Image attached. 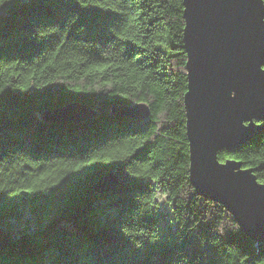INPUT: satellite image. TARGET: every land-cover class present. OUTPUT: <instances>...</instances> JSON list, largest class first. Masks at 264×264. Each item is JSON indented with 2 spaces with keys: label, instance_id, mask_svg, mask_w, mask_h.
<instances>
[{
  "label": "trees",
  "instance_id": "obj_1",
  "mask_svg": "<svg viewBox=\"0 0 264 264\" xmlns=\"http://www.w3.org/2000/svg\"><path fill=\"white\" fill-rule=\"evenodd\" d=\"M183 27L182 0L0 4V264H264V242L189 180ZM74 100L95 115L40 117ZM136 103L146 118L113 110ZM217 157L264 183V130ZM109 170L119 183L95 192ZM21 206L30 223L5 225Z\"/></svg>",
  "mask_w": 264,
  "mask_h": 264
},
{
  "label": "water",
  "instance_id": "obj_2",
  "mask_svg": "<svg viewBox=\"0 0 264 264\" xmlns=\"http://www.w3.org/2000/svg\"><path fill=\"white\" fill-rule=\"evenodd\" d=\"M182 5L189 180L198 194L222 204L244 234L264 242V183L240 161L217 158L220 149L237 147L264 130V123L254 121H264V0H182ZM113 110L149 115L144 103ZM93 115L95 110L74 100L40 117L78 121ZM118 183L111 170L93 189L107 192Z\"/></svg>",
  "mask_w": 264,
  "mask_h": 264
},
{
  "label": "rangeland",
  "instance_id": "obj_3",
  "mask_svg": "<svg viewBox=\"0 0 264 264\" xmlns=\"http://www.w3.org/2000/svg\"><path fill=\"white\" fill-rule=\"evenodd\" d=\"M109 171H111V170H109ZM112 171H114V170H112ZM97 193H99V192H97ZM101 193H104V192H101ZM101 193H99V194H101ZM156 199H157L158 212H160L162 214V216H160L162 225L164 227L172 225L173 222H172L171 205L169 204V201L166 199V193H164L160 188L157 189ZM12 205H13V203L8 204L6 206V208L12 207ZM29 216H30L29 210L26 208V206H21L17 217H14V215L9 216L8 221H6V223H4V224L7 226H10L11 228L12 227H20V226H22L21 228H23L24 227L23 225H25L26 223L27 224L30 223L29 221H27V218H29ZM64 223H66V225L69 224V227L71 226L69 222H64Z\"/></svg>",
  "mask_w": 264,
  "mask_h": 264
},
{
  "label": "snow or ice",
  "instance_id": "obj_4",
  "mask_svg": "<svg viewBox=\"0 0 264 264\" xmlns=\"http://www.w3.org/2000/svg\"><path fill=\"white\" fill-rule=\"evenodd\" d=\"M4 3V0H0V4H3Z\"/></svg>",
  "mask_w": 264,
  "mask_h": 264
},
{
  "label": "bare ground",
  "instance_id": "obj_5",
  "mask_svg": "<svg viewBox=\"0 0 264 264\" xmlns=\"http://www.w3.org/2000/svg\"><path fill=\"white\" fill-rule=\"evenodd\" d=\"M218 153V152H217ZM218 158V157H217ZM219 160V159H218Z\"/></svg>",
  "mask_w": 264,
  "mask_h": 264
}]
</instances>
